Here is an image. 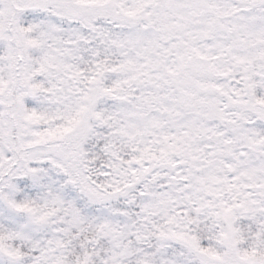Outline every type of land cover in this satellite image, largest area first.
Listing matches in <instances>:
<instances>
[{"label":"snow or ice","instance_id":"6c2138e0","mask_svg":"<svg viewBox=\"0 0 264 264\" xmlns=\"http://www.w3.org/2000/svg\"><path fill=\"white\" fill-rule=\"evenodd\" d=\"M0 264H264V0H0Z\"/></svg>","mask_w":264,"mask_h":264}]
</instances>
